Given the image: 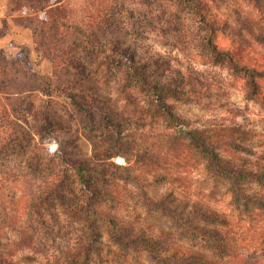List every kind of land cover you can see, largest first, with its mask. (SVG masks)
Wrapping results in <instances>:
<instances>
[{
  "label": "rangeland",
  "instance_id": "rangeland-1",
  "mask_svg": "<svg viewBox=\"0 0 264 264\" xmlns=\"http://www.w3.org/2000/svg\"><path fill=\"white\" fill-rule=\"evenodd\" d=\"M65 2L71 21L122 62L71 36L51 51L55 46L33 31L37 15L0 0V46L11 59L29 57L50 80L46 93L18 95L19 140L0 156V264H48L30 246L59 258L68 236L82 229L70 214L71 194L61 199L45 189L56 174L70 185L76 180L57 151L85 166L87 181L77 186L85 200L129 226L98 221L92 264H158L152 247L121 239L136 227L163 235L158 241L167 242L164 251L176 263L185 262L179 249L191 253V264L221 262L205 235L224 237L247 259L264 258V181L249 173L264 170V106L245 73L217 53L264 71V0ZM258 84L264 97V78ZM41 125L51 138L45 144L34 132ZM194 129L245 177L217 170L187 135ZM194 206L205 207L190 217Z\"/></svg>",
  "mask_w": 264,
  "mask_h": 264
},
{
  "label": "trees",
  "instance_id": "trees-1",
  "mask_svg": "<svg viewBox=\"0 0 264 264\" xmlns=\"http://www.w3.org/2000/svg\"><path fill=\"white\" fill-rule=\"evenodd\" d=\"M11 1L15 5V11L35 13L37 15L38 26L33 27V31L35 35L41 37L43 41L46 42L44 45L49 42L55 46V48H51V51L58 49V45L66 43L67 39L71 36L76 42L80 39L81 42L79 45L85 50L106 52L110 61L114 63L122 62V58H115L111 55L113 50L109 47L108 43L103 42L93 44L85 27L77 22L71 21L69 9L65 0ZM44 51L45 50H43V52ZM47 51H45V53H47ZM217 53L227 56L233 68L245 73L249 79L253 97L264 106V97L259 93L258 84V79L264 78V71H260L245 64H240L229 54L221 52ZM32 64V60L27 56H22V54L19 55L18 60L11 59L8 56L7 51L0 46V156L19 140V132L17 127H15L16 124L18 126L19 118L15 107L18 100L24 98H21L18 95L29 91H44V93H46L44 87L46 84H50L49 76L34 71ZM129 71L135 74L144 87L154 89V86L143 76L142 71H139L133 66H129ZM165 114L170 122L179 123L178 118H176L172 112L166 111ZM45 119L46 118H43V120ZM34 132L38 137V143L45 144L51 139L47 130L44 129L42 125L41 127H36ZM187 135L217 170L231 177L233 176L234 178L240 179L245 177L243 170L234 165L223 162L221 155L212 149L211 144L206 142L207 140L199 130H190L187 132ZM57 153L61 154V159L68 163V165L74 170L76 180L73 185H70L64 174H56L53 177H50L46 182L47 187L45 189L58 192L61 199H69L65 196L67 193L71 194L72 198L69 200L71 202L70 207L72 212L70 214L72 215V219L79 221L78 224H80V228L82 229L78 230L79 234H76V236L74 234L68 236L59 258L55 257V254L48 251L44 252L39 246H30V248L33 250L34 254H41L44 256V258L48 260V264H92V253L96 250L97 243L101 240V234L97 227L98 221H106L114 228H118L122 231L128 230L129 226L126 225L121 227L118 223V219L103 212V210H100V208H97V206H94L85 200L86 190L83 189L81 192H78L77 188L78 184L80 185V182L87 181L85 179V166L81 163L70 162L67 160V156L64 152L57 151ZM249 173L256 176L258 181L263 184L264 170L261 172ZM240 196L247 200L248 203L249 200H254L252 197L242 193H240ZM199 207L200 206H194L188 216L191 217L192 214H197L199 212V210H197ZM203 207L205 206H201L200 208ZM185 221L186 220H183V226L193 229V226ZM162 236L163 235L147 231L142 227H136L132 238L121 237V239H131L134 242L144 243L152 247L153 253L159 261L158 264H191L187 262V259L185 258L190 256L191 253L182 249L176 251L177 254L180 255L179 257L183 258L185 262H174L175 259L166 254V251L170 249L167 242L163 240V242L158 241ZM205 236H203V239H206L209 243L213 244V248L220 252L219 255L221 262H216L212 259H204L192 264H242V261L244 264H264V258L261 257L247 259L242 253L233 249L231 244L228 240L226 241L224 237L221 238L222 242H218L213 239L204 238ZM219 243H222V249L219 247ZM223 246L227 248H223ZM164 249L166 251H164ZM5 260L12 263V260L7 256L5 257Z\"/></svg>",
  "mask_w": 264,
  "mask_h": 264
}]
</instances>
